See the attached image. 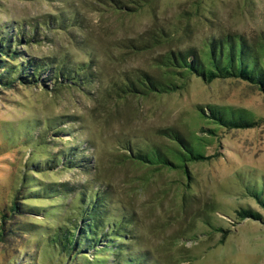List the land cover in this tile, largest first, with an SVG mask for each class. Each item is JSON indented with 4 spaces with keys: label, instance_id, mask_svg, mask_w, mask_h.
<instances>
[{
    "label": "rangeland",
    "instance_id": "obj_1",
    "mask_svg": "<svg viewBox=\"0 0 264 264\" xmlns=\"http://www.w3.org/2000/svg\"><path fill=\"white\" fill-rule=\"evenodd\" d=\"M59 17L60 27L54 24ZM0 28L4 36L14 28L32 36L17 47L16 64L50 63L37 85L0 88V215L25 175L32 192L65 187L25 201L26 209L44 214L18 222L55 228L72 217L80 192L99 190L104 225L126 227L113 245L146 253L147 264H264V224L238 215L251 210L264 220L253 197L264 200V95L240 80L190 78L171 94L118 98L125 79L156 73L155 61L170 50H199L226 34L263 48L264 0H156L132 14L116 11L109 0H0ZM71 67L80 68L76 85L54 88L51 71ZM215 106L246 111L255 124L219 128L198 111ZM164 129L186 137L204 159L188 163L185 172L127 158L128 148H175L160 135ZM71 149L76 168L29 172ZM17 243L0 244V264H16ZM99 254L111 263L112 251ZM30 255L35 264L64 263L41 249Z\"/></svg>",
    "mask_w": 264,
    "mask_h": 264
},
{
    "label": "trees",
    "instance_id": "obj_2",
    "mask_svg": "<svg viewBox=\"0 0 264 264\" xmlns=\"http://www.w3.org/2000/svg\"><path fill=\"white\" fill-rule=\"evenodd\" d=\"M116 11L132 14L144 3L156 0H109ZM62 18L56 19L54 24L60 27ZM41 24V28L50 26ZM34 27V26H33ZM35 28V27H34ZM21 28L4 36L5 28H0V88L11 89L18 86L31 87L39 83L42 73L50 66L49 61L29 59L16 64L21 58L17 51L20 45L31 43L30 32H22ZM133 49H138L133 45ZM142 47L147 48V44ZM49 64H48V63ZM156 73L149 74L139 71L130 79H125L119 87L118 98L126 96L167 95L177 92L190 78H197L205 83L214 80L234 79L245 82L264 95V47L257 49L247 43L245 38L239 35L226 34L219 37L207 39L201 49L188 48L185 50H170L161 55L156 61ZM72 71L52 70L47 79L52 81L55 88L65 85H76L78 67H71ZM71 72V73H70ZM200 114L219 128L224 129H246L254 126L253 116L243 110L223 109L219 107H198ZM160 135L176 144L175 148L167 152H161L156 148L147 150H132L128 148L125 152L127 158L153 167L182 169L186 172L188 163L198 162L204 159L198 148L186 137L173 129H164ZM41 141V140H40ZM37 142V141H36ZM72 155V158L69 156ZM77 157L74 150L63 151L51 155L46 161L39 165H28L32 167L29 172H42L53 170L58 167L65 169L76 168L72 160ZM82 162L86 157L82 156ZM28 180L25 175L20 177L19 187L14 194L10 204L0 215V244L7 240H18L12 249L14 256L12 261L16 264H35L30 255L34 250H44L48 256L64 260L63 264H78L82 259L85 264H104L103 260L97 259L105 251L113 252L110 264H147L146 253H136L126 245H113L114 238H122L120 233L124 228L119 224L113 227L104 225L101 204L103 195L99 190L84 194L80 192V200L73 209L72 217L66 219L55 228L43 227L30 223V220L18 222L17 220L40 213L39 210H28L25 201L41 199L49 194L59 195L62 187L55 186L48 189L40 186L39 191H29ZM41 196V197H37ZM105 196V195H104ZM264 209V200L258 194L253 195ZM102 201V202H101ZM242 219H249L264 224L262 216L251 210H242L238 213ZM46 216V214H45ZM126 230V227L125 229ZM29 241V242H27ZM34 244V248H31ZM112 244V245H111ZM29 245V246H28ZM102 246V247H101ZM93 250V261L88 258V252ZM19 256V260L14 258ZM10 262L6 263L9 264Z\"/></svg>",
    "mask_w": 264,
    "mask_h": 264
}]
</instances>
